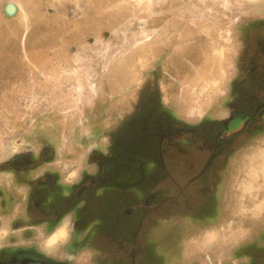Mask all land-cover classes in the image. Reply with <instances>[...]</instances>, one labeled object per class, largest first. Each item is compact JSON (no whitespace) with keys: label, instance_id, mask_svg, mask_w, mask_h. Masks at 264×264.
I'll list each match as a JSON object with an SVG mask.
<instances>
[{"label":"rangeland","instance_id":"1","mask_svg":"<svg viewBox=\"0 0 264 264\" xmlns=\"http://www.w3.org/2000/svg\"><path fill=\"white\" fill-rule=\"evenodd\" d=\"M233 87L240 102L225 128ZM145 103L169 110L162 125L144 113L142 140L149 132L163 143L114 144L115 115L136 119ZM263 114L264 0H0V187L11 188L4 164L19 154L48 157L32 178L58 172L64 186L96 174L105 157L149 158L145 170L162 179L134 199L154 194L156 212L144 221L143 209L134 221L143 233L163 231L149 236L162 264H243L232 253L264 234V135L243 144ZM210 206L216 218L198 217ZM102 215L105 246L115 250V212ZM70 222L30 232L55 254L73 235ZM1 229L0 246L22 232ZM169 233L175 240L164 250Z\"/></svg>","mask_w":264,"mask_h":264},{"label":"flooded vegetation","instance_id":"2","mask_svg":"<svg viewBox=\"0 0 264 264\" xmlns=\"http://www.w3.org/2000/svg\"><path fill=\"white\" fill-rule=\"evenodd\" d=\"M164 16H162L163 19ZM152 30L156 31L158 29L155 27ZM247 64L248 62L244 65L247 66ZM147 86L144 89H149ZM234 88L231 91L235 97L229 104L228 114L220 120L221 127H227L228 123L236 118L232 114L231 108L239 105L237 101L240 102V100H238L237 95L239 93ZM151 95L153 93L149 91L145 95L146 99L144 101H150ZM156 98L160 102L158 95ZM144 106L147 110L145 112L143 109L139 111L140 113L136 119L127 116L125 121L120 122L119 116L115 115L114 144L163 143L159 135L154 136L149 132L146 138L142 140L143 129L148 126H144V120H146V115L153 113V116H150L153 117L154 124H165L169 119V110L163 113L165 109L162 108L161 111L155 109L156 104L153 105L154 109L146 107V103ZM257 123L259 125L257 124L252 130L244 134L243 139L245 141L243 144H249L264 135V129H262V127L264 128V114L257 120ZM134 148L139 149L140 146ZM104 159L98 164L96 174L91 176L83 173L75 180L74 184L65 186L60 182L61 173L58 174V172H45L40 177L32 178L39 165L42 166L50 162L48 157L19 154L4 164L6 171L11 174L12 178H9L8 182L11 188L7 189L6 184L0 187V232L2 231L1 228L5 226L12 229V232L18 230L22 232L19 238L11 236L2 238L0 264H77L74 259L77 258L80 251L89 253L86 260H83L85 256L81 258V264H140L141 262L142 264H162L161 260L163 259L161 257L158 256L159 261L155 258L154 239L150 242L149 236L153 234V231L161 236L163 231H158L161 229L152 225L146 229L148 231L143 233L142 220L134 221L135 215L143 212V209L147 210L143 218L144 221L156 212V205L152 206L151 204L155 201L154 194L148 197L143 194L144 198L141 203L134 197L136 198L137 194L135 193L139 192L138 188L142 187V190L147 191L149 186L150 188L151 186L152 188L155 187L157 180L162 179L163 173L157 170L156 172L145 170V163L148 162L149 158L141 163L133 161L129 156H111ZM22 188L26 195L25 198L18 195V191ZM22 201H24V204L21 203ZM17 202H19L18 205ZM15 204L19 206V208L17 207L18 216L16 217L14 214L16 211L13 208V206H16ZM216 209L217 207L210 206L205 212L199 211L200 215L198 214V217L213 219ZM107 210H114L115 225L121 229L120 236H117L119 242L117 246L115 245V250L105 246V244L111 242V237L106 232L110 227L104 222L106 218L102 217L103 212ZM143 214L140 215L143 216ZM67 217L71 220L72 237L64 243L67 245L64 251L56 250L55 254L47 255L44 250L38 248L36 237L31 234L30 230L41 224L48 230L54 229ZM183 225L184 223L180 222L179 224H167L162 227L180 229ZM127 231L129 236L126 234ZM155 234L153 235L155 236ZM104 235L106 238H104ZM173 239L175 240V233L167 234L162 241L161 248L169 250L172 247ZM253 239L252 244L241 243L239 249L231 255L232 261L236 259V261H243V264H263L264 246L259 245L262 242L264 243V234ZM91 250H95V252L91 253ZM166 253L168 254V252ZM59 255L63 256V261L54 260V257ZM214 258V256H211V261L216 263Z\"/></svg>","mask_w":264,"mask_h":264}]
</instances>
